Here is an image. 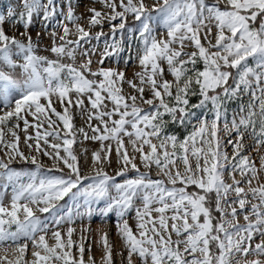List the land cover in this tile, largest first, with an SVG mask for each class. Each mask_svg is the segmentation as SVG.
I'll use <instances>...</instances> for the list:
<instances>
[{
  "label": "snow or ice",
  "instance_id": "obj_1",
  "mask_svg": "<svg viewBox=\"0 0 264 264\" xmlns=\"http://www.w3.org/2000/svg\"><path fill=\"white\" fill-rule=\"evenodd\" d=\"M100 2L0 13V264H97L89 225L110 213L121 264H264V0Z\"/></svg>",
  "mask_w": 264,
  "mask_h": 264
},
{
  "label": "rangeland",
  "instance_id": "obj_2",
  "mask_svg": "<svg viewBox=\"0 0 264 264\" xmlns=\"http://www.w3.org/2000/svg\"><path fill=\"white\" fill-rule=\"evenodd\" d=\"M17 2H18V0H0V13L6 12L7 6L9 4L15 5ZM58 2L63 6L64 0H58ZM146 3L148 5H151L153 3V0H146ZM74 4L76 5V7H75L76 14L77 15H81L82 14L85 17L91 15V13L88 11L89 8L95 7L97 10H101V8H102L100 0H74ZM84 24H85V27H87L86 21L84 22ZM17 27H18V32H22L23 31L22 27H20V26H17ZM69 27L73 28V26L71 24H69ZM49 29H51V25L49 26ZM104 29L107 32V30H108L107 24L104 25ZM98 30H99L98 28L92 29L93 32L98 31ZM30 31H31V34H32L34 40L36 39V33L37 32H41L42 35H43V44L46 45L47 47H51V41H50L49 37L47 36V34L43 33L42 25H41V23L39 21H36V23L30 28ZM73 31H74V28H73ZM18 32H17V35H18ZM9 34H12V32H9ZM70 38H74V37H70ZM95 44H96V41L93 40L91 45H84V47L90 48V47H92ZM100 47L101 48L103 47V43L102 42H101ZM38 54L46 55V56H49L52 59H55L53 54H51L50 52L40 51V52H38ZM98 59H99L98 55H93L92 56V60H93L92 67L94 69L99 67V65L96 63V61ZM79 60H80V56H79V54H77V61H79ZM65 62H69L67 60V58H65ZM105 65L106 66H114V65L111 64L110 61H105ZM121 67H123V64H121ZM166 67L167 66L165 65V68ZM139 70H140V68H139L138 65L135 68L129 67V68L126 69V76L128 78H131L133 76L134 72L135 71H139ZM166 75H167L168 79H172V77L170 75H168L167 73H166ZM124 91L130 92L131 89L125 84L124 85ZM193 99H195V97H193ZM245 99H247V97H245ZM86 103H87V101H86ZM145 107H147V106L145 105ZM235 108H236V103L235 102L229 104V116L230 117L232 115V110H234ZM74 111H75V109H74ZM29 119L31 120V117H29ZM74 122H75V124L77 126H80L81 124H83V120L80 118V115L78 113L74 116ZM93 123H95L94 120H93ZM22 126H23V122L21 121V127ZM28 131H29L30 134L34 135V130L32 128H29ZM19 134L21 136L20 147H21L22 150L27 152V149L24 148V143H23V141H24V133L22 131H20ZM246 141H247V144H246V149L245 150H247V145L252 143V141L248 140L247 137H246ZM83 147H86L89 150L88 151V155H87L88 164L85 165L84 168H85L86 172H90V167L89 166L91 164V151L92 150H99L100 149V143L98 141H90V140H88V141H84L83 142ZM73 148L76 151L78 157H80L81 163L83 164V157H84L83 148L79 144H74ZM227 150H228L229 154H231V151H232L231 148L229 147ZM261 152H262V154H264V149H262ZM251 156L255 159L257 167L259 168V156H258V154L256 152H252ZM40 158L42 160H44L46 166H48V165H50L52 163V161L48 160L47 157H40ZM112 160L113 161L115 160V154L114 153H113V156H112ZM137 162L139 163V161H137ZM15 165H20V164L19 163H14L13 166H15ZM26 167H31V165H27ZM115 168H116V165H115V163H113L112 166L110 168H107L106 170L109 171L110 174H113V170ZM141 170L144 171L143 168ZM129 175H131V173H129ZM119 179L120 178L117 177V180H119ZM237 179H240V177L237 176ZM260 179H261V181H264V173L260 174ZM65 200H67V197H65ZM60 203L63 204L64 201H61ZM38 215H40V214H38ZM239 222L241 224L244 223V220H243L242 217H240V221ZM116 223H117V218L115 216V213H110L108 218H101L98 215L94 216L92 221H91V223H90V225H89V227L91 229V235L88 237V240L92 241V255L95 258V260L97 261V264H100V258H101V255H102V243L100 242V236L105 231H107L109 233V240L110 241H114V243H115V247H114V250H113V261H114V264H121L120 256L117 255L116 253H117L118 250H121L123 248V243H122L121 239L117 235ZM130 223H132L133 224V228H135V224L132 221H130ZM85 224H88V222L85 221ZM76 226H77V228H79V224H77ZM74 239H78V235L77 234H74ZM257 241H258V237H257ZM86 248H87V242H86ZM30 252H31V245H30V248H29V253L26 256L27 259L31 258L30 257ZM125 255H126V251H125ZM87 256H88V253L86 251L85 252V259L86 260H87Z\"/></svg>",
  "mask_w": 264,
  "mask_h": 264
},
{
  "label": "trees",
  "instance_id": "obj_3",
  "mask_svg": "<svg viewBox=\"0 0 264 264\" xmlns=\"http://www.w3.org/2000/svg\"><path fill=\"white\" fill-rule=\"evenodd\" d=\"M193 100H195V99H193ZM14 167H22V165H15Z\"/></svg>",
  "mask_w": 264,
  "mask_h": 264
}]
</instances>
